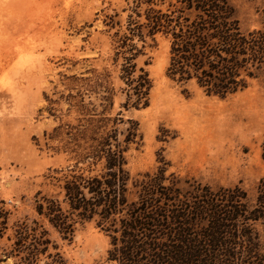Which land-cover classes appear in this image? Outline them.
Masks as SVG:
<instances>
[{
  "label": "rangeland",
  "instance_id": "1",
  "mask_svg": "<svg viewBox=\"0 0 264 264\" xmlns=\"http://www.w3.org/2000/svg\"><path fill=\"white\" fill-rule=\"evenodd\" d=\"M132 1L0 0V201L10 212L0 239V264H15V259L3 261L10 245L5 237L15 225L35 218L34 194L53 193L48 174L73 162L61 150L66 132L89 117L60 100L68 93L69 78L82 79L79 86L92 104L93 119L110 120L104 132L115 129L123 141L136 124L138 138L125 153L131 183L165 163L167 173L213 189L237 186L254 202L264 175L263 84L252 82L224 98L206 95L193 83L177 84L165 76L169 44L156 36L136 59L152 81L149 104L124 106L118 78L123 61L114 59V34L124 30ZM228 2L242 31L261 27L260 1ZM130 189L133 198L131 184ZM44 228L54 247L48 252L66 264H108L107 238L94 225L70 239ZM256 228L264 248V225ZM45 261L41 256L38 264Z\"/></svg>",
  "mask_w": 264,
  "mask_h": 264
},
{
  "label": "trees",
  "instance_id": "2",
  "mask_svg": "<svg viewBox=\"0 0 264 264\" xmlns=\"http://www.w3.org/2000/svg\"><path fill=\"white\" fill-rule=\"evenodd\" d=\"M252 1L262 5L261 27L244 32L228 0H133L124 30L114 34V59L123 61L118 78L124 106L149 104L152 81L136 59L156 36L169 44L165 76L177 84L193 83L220 98L242 92L252 82L264 86V0ZM69 80L60 100L89 118L66 132L61 150L73 162L46 177L53 193L34 194L35 218L15 225L5 237L10 245L4 262L38 264L43 256L44 264H66L48 252L54 247L44 224L69 239L92 224L107 238L108 264H264L256 228L264 225V175L253 203L237 186L213 189L167 173L162 161L153 174L131 183L125 153L138 138L136 124L123 141L115 129L104 132L110 120H94L92 104L85 102L79 86L82 79ZM4 206L0 201V239L10 217Z\"/></svg>",
  "mask_w": 264,
  "mask_h": 264
}]
</instances>
